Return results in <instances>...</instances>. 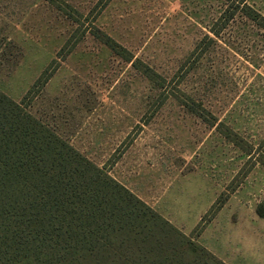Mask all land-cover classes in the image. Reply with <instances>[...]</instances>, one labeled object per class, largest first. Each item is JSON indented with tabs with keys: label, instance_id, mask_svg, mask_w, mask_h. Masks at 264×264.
Returning a JSON list of instances; mask_svg holds the SVG:
<instances>
[{
	"label": "rangeland",
	"instance_id": "obj_1",
	"mask_svg": "<svg viewBox=\"0 0 264 264\" xmlns=\"http://www.w3.org/2000/svg\"><path fill=\"white\" fill-rule=\"evenodd\" d=\"M245 2L264 16V0ZM227 7L226 0H0V90L20 102L56 68L28 111L149 205L160 202L187 233L244 179L201 234L225 242L234 264H264L257 212L264 28L242 13L215 25ZM93 22L165 82L95 38ZM221 123L241 146L219 131Z\"/></svg>",
	"mask_w": 264,
	"mask_h": 264
},
{
	"label": "trees",
	"instance_id": "obj_2",
	"mask_svg": "<svg viewBox=\"0 0 264 264\" xmlns=\"http://www.w3.org/2000/svg\"><path fill=\"white\" fill-rule=\"evenodd\" d=\"M226 1L215 25L242 13L264 28V16L245 0ZM90 33L151 81L165 82L94 22ZM54 70L49 66L20 102L0 90V264H227L197 237L244 179L184 233L28 111ZM217 128L240 145L233 129ZM257 212L264 218V204Z\"/></svg>",
	"mask_w": 264,
	"mask_h": 264
},
{
	"label": "crops",
	"instance_id": "obj_3",
	"mask_svg": "<svg viewBox=\"0 0 264 264\" xmlns=\"http://www.w3.org/2000/svg\"><path fill=\"white\" fill-rule=\"evenodd\" d=\"M237 196V193H234L233 195L230 196L229 200L227 201V203H231ZM160 199V198H159ZM147 200L148 201H151L153 200V198H148L147 197ZM216 201V200H215ZM214 201V202H215ZM155 210H157L162 216H164L167 220H169L172 224H174L176 227H178L179 229H181L184 233L186 234H191V233H187L185 231V229L183 228L184 226L182 225H178L176 224L172 219H170L169 216H167L163 211L162 209L160 208V202L159 203H156L154 204V207H153ZM205 214H203L199 220V222L201 221L202 217L204 216ZM215 219L212 220V222L214 221ZM211 222V223H212ZM198 242L200 244H202L204 247H206L211 253H213L214 255H216L219 259L223 260L225 263L227 264H234L233 262H231L228 258H226V256L224 255V253H228L226 251V243L225 242H219L217 243L216 245L211 242V241H205L204 239V232L199 236L198 238Z\"/></svg>",
	"mask_w": 264,
	"mask_h": 264
}]
</instances>
